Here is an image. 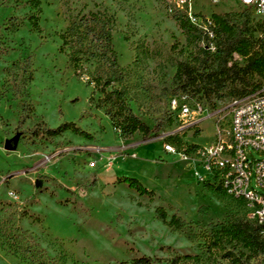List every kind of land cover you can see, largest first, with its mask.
Masks as SVG:
<instances>
[{
	"label": "rangeland",
	"instance_id": "rangeland-1",
	"mask_svg": "<svg viewBox=\"0 0 264 264\" xmlns=\"http://www.w3.org/2000/svg\"><path fill=\"white\" fill-rule=\"evenodd\" d=\"M39 1L35 7L31 0H0V230L26 237L44 264H131L141 257L229 264L213 247L211 226L250 222V212L206 171L198 152L229 130L233 100L251 87L227 83L221 97L180 89V63L214 68L217 60L198 32L179 28L182 13L172 0ZM192 9L206 17L233 14L253 28L261 22L240 0H195ZM94 12L111 18L121 76L114 87L155 129L150 140L121 135L96 108L103 96L93 95L91 80L110 73V62L91 57L78 75L69 49L62 50L70 24ZM174 99L190 108L189 117L172 109ZM198 108L203 112L195 115ZM16 138V150L8 151ZM168 145L177 153L169 154ZM120 178L137 179L154 199ZM159 208L165 220L157 217ZM174 216L188 232L168 226ZM3 242L0 237V264H30ZM226 247L243 261L249 255L239 243Z\"/></svg>",
	"mask_w": 264,
	"mask_h": 264
},
{
	"label": "trees",
	"instance_id": "trees-1",
	"mask_svg": "<svg viewBox=\"0 0 264 264\" xmlns=\"http://www.w3.org/2000/svg\"><path fill=\"white\" fill-rule=\"evenodd\" d=\"M37 7L39 0H31ZM249 10V9H247ZM215 25L216 52L212 53L207 48V54L217 60L214 68L208 66L196 68L188 63H180L176 80L180 89L184 92L194 90L196 92H207L209 95L221 97L227 83L242 85L245 89L251 87L244 95L251 94L264 86V20L253 28L248 21L241 22L234 18L233 14L211 16ZM179 28L188 33H199L205 47L209 44V38L198 30L183 14L176 17ZM111 18L101 12L90 13L81 19L74 21L61 35L63 49H69V61L78 75H81L84 62L91 57L108 60L111 72L106 76L92 78L94 91L102 94V98L96 103V108L104 109L109 116L113 127L125 137L136 133L142 135L144 140L154 137L155 129H150L141 119L136 116L127 104L122 90L114 85L120 82V70L117 63V53L113 47V36L111 30ZM235 56L238 58L235 59ZM245 63L241 65L239 60ZM259 78L262 84H254L253 79ZM93 101V98H91ZM168 142H175L176 139L169 137ZM120 182L128 184L130 188L137 190L141 195H147L154 199L153 191L143 188L137 179L120 178ZM159 219L165 220L167 213L165 209L156 210ZM170 228L188 232V225L181 218L174 216L168 223ZM213 247L223 253V258L229 264H247L251 259L264 258V237L262 228L253 221L235 220L226 223H219L211 226ZM0 237L5 239L3 246L8 245L16 256L30 264H44L41 257L34 251V246L29 243L18 231L0 230ZM241 244L248 252L246 260L244 255H238L234 250H227L226 245L230 243ZM186 259H190L187 257ZM127 264V263H121ZM131 264H158L156 260L147 257L134 259ZM173 264H181L180 259L173 260Z\"/></svg>",
	"mask_w": 264,
	"mask_h": 264
},
{
	"label": "built area",
	"instance_id": "built-area-1",
	"mask_svg": "<svg viewBox=\"0 0 264 264\" xmlns=\"http://www.w3.org/2000/svg\"><path fill=\"white\" fill-rule=\"evenodd\" d=\"M209 1L214 5L222 2ZM194 2L172 0L174 7L209 38L206 48L215 53V25L211 17L193 12ZM240 4L264 20V0H240ZM171 107L174 111L180 109L185 118L192 113L186 104L180 105L177 99L172 101ZM202 112L198 108L195 115ZM230 117L229 130H219L216 142L200 150L198 155L206 171L213 174L223 190L246 203L251 221L262 228L264 237V86L251 94L235 98L230 106ZM166 151L169 154L177 153L170 145L166 146Z\"/></svg>",
	"mask_w": 264,
	"mask_h": 264
},
{
	"label": "water",
	"instance_id": "water-1",
	"mask_svg": "<svg viewBox=\"0 0 264 264\" xmlns=\"http://www.w3.org/2000/svg\"><path fill=\"white\" fill-rule=\"evenodd\" d=\"M17 142H18V139L17 138L14 139V140H12V141H9L7 143V145H6V149L8 151H14V150H16V148H17Z\"/></svg>",
	"mask_w": 264,
	"mask_h": 264
}]
</instances>
